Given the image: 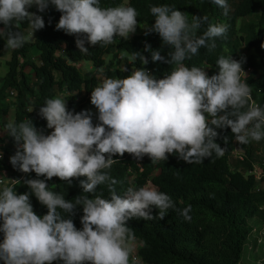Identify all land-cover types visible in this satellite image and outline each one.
Here are the masks:
<instances>
[{"label": "clouds", "instance_id": "clouds-1", "mask_svg": "<svg viewBox=\"0 0 264 264\" xmlns=\"http://www.w3.org/2000/svg\"><path fill=\"white\" fill-rule=\"evenodd\" d=\"M212 3L228 14L226 0ZM50 5L61 13L56 30L75 36L82 54L89 53L86 44L106 47L116 37L128 40L138 27L139 13L132 6L101 7L100 0H0V36L7 37L5 46L16 50L27 42L28 36L15 31L20 23H28L29 36L43 29V17L29 9L35 6L43 13ZM150 13L154 24L145 35L157 33L170 51L165 57L149 44L144 51L151 53L154 63L175 65L170 74L157 78L140 67L124 78L103 79L90 96L98 113L95 125L90 110L69 111L59 96L46 99L39 108L50 134L38 131L30 119L6 124L16 144L11 165L38 178L23 181L29 189L23 194L14 190L17 180L0 190V260L4 264H130L135 235L127 221L163 220L170 209L191 221V205L178 210L168 194L151 185L129 187L123 196L118 195L117 181L105 171L119 161L113 157L128 153L140 161L147 156L156 164L175 155L187 164H198L214 154L224 156L225 148L216 142L217 129L230 128L242 145L264 138V108L252 102L241 61L221 56L216 62L218 74L212 76L183 63L201 48L211 52L216 38L226 36L227 25L208 23L207 15H194L190 23L183 12L167 4L151 6ZM203 24L208 26L198 36ZM137 60L144 66L149 63L142 53L133 52L131 62ZM54 177L69 185L86 177L80 181L84 193H95L97 186L107 183L110 199L79 195L66 200L49 190L46 181ZM32 195L47 208L42 217L33 210ZM78 206L83 208L81 229L72 219ZM153 208L158 210L156 215Z\"/></svg>", "mask_w": 264, "mask_h": 264}, {"label": "trees", "instance_id": "trees-1", "mask_svg": "<svg viewBox=\"0 0 264 264\" xmlns=\"http://www.w3.org/2000/svg\"><path fill=\"white\" fill-rule=\"evenodd\" d=\"M226 2L229 6L227 15L212 0H100L101 7H134L139 13L137 29L139 26H143V29L128 40L116 37L106 47L86 44L88 54L80 53L75 36L56 30L61 16L59 11L50 5L40 13L33 6L29 11L41 15L45 27L36 31L32 40L27 39L21 48L11 49L8 69L0 84V127L5 130L4 136H0V151L7 155L16 152L14 139L8 135L5 127L9 123L7 116L11 109V122L18 124L30 119L38 131L47 135L52 130L47 128L46 120L39 116V108L44 106L46 99L57 97L56 91L63 95L62 99L66 101L69 111H91L94 108L90 103L91 91L101 83L100 77L102 80L124 78L140 67H146L157 78L170 74L175 65L154 63L151 53L144 51L145 44L151 45L152 50H159L165 57L170 51V46L163 45L157 33L145 35V30L154 24L151 6L170 5L183 12L190 23L194 15H207L208 23L227 25L226 36L216 38V47L211 52L201 48L197 55L183 63L189 68H205L208 75L212 76L218 74L216 62L221 56L241 61L239 52L242 46L253 50L241 61L242 68L251 67V73L243 79L251 88L252 99L264 108V48L261 47L264 44V0ZM207 26L203 24L197 30V35H202ZM29 27L27 22H23L15 26V31L23 34ZM6 39V36H0V53L5 48ZM122 52L130 58L121 67H113V59ZM133 52L142 53L149 63L144 66L139 60L131 62ZM110 53L112 58L107 61L106 56ZM83 61L89 62L93 69L82 72L78 64ZM98 122L93 120L94 125ZM217 131L219 137L216 142L225 148L223 157L217 158L214 154L202 163L187 164L175 155H169L167 161L152 164L147 156L145 161L139 163L125 153L123 157H113L119 161L111 169L105 170L117 181L114 187L118 195L123 196L129 187L138 189L150 183L158 191L168 194L176 209L182 210L191 205V221H186L179 211L172 209L163 220L133 218L127 221L126 226L133 231L139 243L137 254L146 264H244L243 249L254 232L250 221L254 219L259 222V232L264 231V188L260 187L264 176L256 180L249 173L255 165L264 171V138L257 142V145L262 146L260 154L254 151L250 142L243 145L246 157L239 161L230 158L235 140L231 129ZM3 172H9L12 176H18L19 173L10 161L0 160V174ZM37 178L34 172L24 174L14 190L18 194L28 192L23 181ZM84 179L86 177L73 179L69 185L54 177L46 183L49 190L64 195L69 201L79 195L110 199L107 183L97 186L95 193L82 192L80 181ZM30 201L37 215L42 217L47 213V208L34 195L30 196ZM157 212L153 208L152 214L156 215ZM82 215L83 208L78 206L76 215L72 217L77 229L82 228ZM63 216L69 218L67 213H63ZM2 241L3 234L0 233ZM0 264L4 262L0 260Z\"/></svg>", "mask_w": 264, "mask_h": 264}, {"label": "rangeland", "instance_id": "rangeland-1", "mask_svg": "<svg viewBox=\"0 0 264 264\" xmlns=\"http://www.w3.org/2000/svg\"><path fill=\"white\" fill-rule=\"evenodd\" d=\"M143 29V26H139V28L136 30L135 33L140 32ZM28 32H31V28L29 27V29H25L23 31V34L25 36H28L29 39V35ZM133 34L130 35V37ZM113 51H115V49H113ZM112 51V53H114ZM10 52L11 49H8L6 46L5 48L2 50V52L0 53V84L2 81L3 76L6 74L7 69H8V65H7V61L10 59ZM251 52H253V50L247 49L244 46H242L240 52H239V57L241 58V61L248 56ZM112 58V54L110 53L109 55L106 56V60H110ZM130 57L128 55H126V53L122 52L119 53L117 55L116 58L113 59V67H121L123 65V63L126 61V59L128 60ZM78 68L81 69L82 72L86 71L87 69H93V67L91 66V64L87 61H83L81 63L78 64ZM204 70H206L204 68ZM207 71V70H206ZM100 82H102V78L100 77ZM56 96H59L61 98H63V95L58 93L56 91ZM91 112L93 113V120L95 122L98 121L97 119V110L95 109V107L91 110ZM13 119V110L11 109L8 113L7 116V121L11 122ZM5 134V130L2 129L0 127V136H4ZM50 134V133H49ZM252 146L254 147V151H261V147L259 144L257 145L256 141H250ZM262 145V144H261ZM12 155H7L4 154V158L3 160L6 161H10V157ZM233 164V162L231 163ZM256 166V165H255ZM256 168L258 169V167L256 166ZM8 175V173H6ZM19 175H22L23 173L19 171L18 173ZM25 174V173H24ZM25 175H29V174H25ZM146 185H150V183H147ZM260 187L264 188V182L263 184L260 185ZM251 225H253V234H251L249 236V238L247 239L244 249H243V255H242V262L244 264H264V231H260L258 230V227L260 225L259 222H257L256 220H251L250 221ZM136 243H138L137 240L131 241V246L133 247V252L136 251Z\"/></svg>", "mask_w": 264, "mask_h": 264}, {"label": "built area", "instance_id": "built-area-1", "mask_svg": "<svg viewBox=\"0 0 264 264\" xmlns=\"http://www.w3.org/2000/svg\"><path fill=\"white\" fill-rule=\"evenodd\" d=\"M135 70V69H134ZM244 72L246 73V76L248 74L251 73V67H247V68H243ZM252 102H254L255 104H257L253 99ZM0 160H3L4 158V154L0 151ZM146 157V156H145ZM145 157L138 161L139 163H142L143 161H145ZM246 157V153H245V149L243 148L242 144H238L235 140L233 143V150L230 154V158L234 159V160H239V161H243ZM249 173L253 174L256 180L261 179V177L264 176V171L257 169L256 166H254L252 168V170L249 171ZM24 173L22 175H18V176H12L10 174H6V172H3L0 174V181H3V183H0V190H2V188L6 185H10L11 184V180H17L15 186L18 184V182L21 180V178L23 177ZM262 229H264V223L262 224ZM139 243H136V251L132 252V255L130 257V264H146L141 258L140 256L137 254V247H138Z\"/></svg>", "mask_w": 264, "mask_h": 264}, {"label": "crops", "instance_id": "crops-1", "mask_svg": "<svg viewBox=\"0 0 264 264\" xmlns=\"http://www.w3.org/2000/svg\"><path fill=\"white\" fill-rule=\"evenodd\" d=\"M30 32H28V35H29ZM28 40H32V36H29V39ZM90 70V69H89ZM258 154L261 153V151H257Z\"/></svg>", "mask_w": 264, "mask_h": 264}]
</instances>
